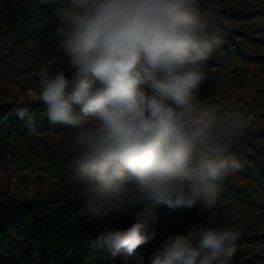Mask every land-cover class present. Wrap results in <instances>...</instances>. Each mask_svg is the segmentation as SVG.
<instances>
[{
  "label": "clouds",
  "instance_id": "obj_1",
  "mask_svg": "<svg viewBox=\"0 0 264 264\" xmlns=\"http://www.w3.org/2000/svg\"><path fill=\"white\" fill-rule=\"evenodd\" d=\"M54 5L59 49L35 73L38 90L13 112L38 134L34 102L65 144L71 187L93 214L123 215L151 202L214 210L220 185L241 168L226 154L252 122L243 104L224 109L200 97L205 62L226 33L214 23L216 0H41ZM71 70V77L65 69ZM165 237L151 264H232L242 229L219 224ZM156 236L135 222L86 239L89 259L143 257Z\"/></svg>",
  "mask_w": 264,
  "mask_h": 264
},
{
  "label": "trees",
  "instance_id": "obj_2",
  "mask_svg": "<svg viewBox=\"0 0 264 264\" xmlns=\"http://www.w3.org/2000/svg\"><path fill=\"white\" fill-rule=\"evenodd\" d=\"M232 1L235 6L221 9V16L216 17L214 23L226 33L228 72L233 78L242 79L254 63L264 66V0ZM54 8L41 0H19L7 27L9 31H18L35 40L53 54L59 49V42L54 38L57 24L48 20ZM38 59L44 63L41 57ZM30 110L36 112L38 134L30 133L13 109L0 105V164L15 163L18 168L28 169L30 182L37 187L32 197L0 200V264H137L136 257L125 260L123 253L106 260L88 258L85 220L98 221L100 216L111 212L93 214L78 198L71 187L74 166L69 152L49 154L40 146L42 137L39 133L52 126L44 104L34 102ZM260 133H264V128L256 136ZM233 147L226 155H234L240 161L242 166L235 173L245 183H234L230 175L220 185L218 203L226 207L237 204L245 216L251 218L254 211L264 209V152L243 155ZM210 214L213 210L200 214L199 205L190 209L186 205L169 207L147 202L131 210L127 219L115 229H127L138 221L146 222L150 227L160 226L172 218L181 217V227H168L160 233L156 231L154 239L137 249V256L143 257L142 264H151V257L165 237L198 231L200 225L210 226ZM215 222L221 224L218 220ZM247 243L251 244L249 249L255 264H264V231L243 233L235 254L243 256L247 253L248 250L243 248ZM13 249L18 250L15 257L7 254Z\"/></svg>",
  "mask_w": 264,
  "mask_h": 264
},
{
  "label": "rangeland",
  "instance_id": "obj_3",
  "mask_svg": "<svg viewBox=\"0 0 264 264\" xmlns=\"http://www.w3.org/2000/svg\"><path fill=\"white\" fill-rule=\"evenodd\" d=\"M19 0H0V105L12 110L17 105L30 99L29 93L38 90L39 78L36 76L38 68L52 54L40 44L21 35L18 31H9L7 24L15 4ZM218 8L214 17L221 16V9L234 7L232 0H216ZM222 31V30H221ZM223 32V31H222ZM264 54V51L262 52ZM207 79L201 90L200 97L209 106L224 109L229 105L243 104L248 114L253 118L239 143L233 149L240 150L243 155H259L264 152V133L256 136L264 128V66L256 62L251 66L246 75L241 78H233L227 68V40L216 49L213 55L205 62ZM66 75L71 77V70L66 68ZM70 130L66 125H53L39 133L41 148L51 154L67 153L65 137ZM242 142V143H241ZM28 169L18 168L15 163L0 164V200L6 201L12 197L28 198L37 192V187L30 182L31 174ZM234 183L244 184L236 173L231 175ZM131 210L123 215L111 212L110 215L100 216L98 221L86 219V233L93 238L105 229H115L125 221ZM218 215L221 224H236L243 233L255 234L264 231V209L256 210L253 217L248 218L242 212V208L233 204L226 207L218 203L213 210ZM210 214V215H213ZM181 217L170 219L160 226L152 225L158 233L167 230L168 227H181ZM161 229V230H160ZM241 234V235H242ZM254 243H252L253 245ZM251 244H243L248 252L243 256L235 254L233 264H255L251 258ZM260 248H257V251ZM15 257L17 249L7 253ZM264 255V253H262Z\"/></svg>",
  "mask_w": 264,
  "mask_h": 264
}]
</instances>
